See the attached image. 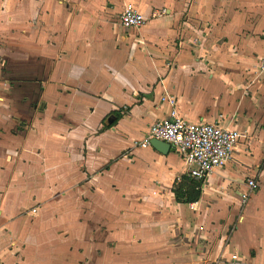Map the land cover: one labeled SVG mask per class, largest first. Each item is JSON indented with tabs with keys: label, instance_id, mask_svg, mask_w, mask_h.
<instances>
[{
	"label": "crops",
	"instance_id": "crops-1",
	"mask_svg": "<svg viewBox=\"0 0 264 264\" xmlns=\"http://www.w3.org/2000/svg\"><path fill=\"white\" fill-rule=\"evenodd\" d=\"M262 56L264 0H0V264H264ZM170 96L237 129L224 168L135 145Z\"/></svg>",
	"mask_w": 264,
	"mask_h": 264
},
{
	"label": "built area",
	"instance_id": "built-area-1",
	"mask_svg": "<svg viewBox=\"0 0 264 264\" xmlns=\"http://www.w3.org/2000/svg\"><path fill=\"white\" fill-rule=\"evenodd\" d=\"M118 21L124 28H130L142 25L145 18L127 6L120 13ZM252 71L257 77L264 76V56L252 65ZM167 101L171 106L168 118L150 124L144 136L135 145L150 146L151 139L169 144L188 167V175L197 180L203 179L214 169L224 168L231 160L239 138L237 129L215 123L190 122L177 113L171 96ZM246 186L247 191L240 196L242 203L257 189L258 184L249 179ZM230 260L232 264H245L236 255H232Z\"/></svg>",
	"mask_w": 264,
	"mask_h": 264
},
{
	"label": "trees",
	"instance_id": "trees-1",
	"mask_svg": "<svg viewBox=\"0 0 264 264\" xmlns=\"http://www.w3.org/2000/svg\"><path fill=\"white\" fill-rule=\"evenodd\" d=\"M200 188L201 181L188 180L182 177L177 188L174 190L175 199L178 201L195 202L199 198Z\"/></svg>",
	"mask_w": 264,
	"mask_h": 264
},
{
	"label": "water",
	"instance_id": "water-1",
	"mask_svg": "<svg viewBox=\"0 0 264 264\" xmlns=\"http://www.w3.org/2000/svg\"><path fill=\"white\" fill-rule=\"evenodd\" d=\"M150 146L162 154H166L170 150L169 144L155 139L150 140Z\"/></svg>",
	"mask_w": 264,
	"mask_h": 264
},
{
	"label": "rangeland",
	"instance_id": "rangeland-1",
	"mask_svg": "<svg viewBox=\"0 0 264 264\" xmlns=\"http://www.w3.org/2000/svg\"><path fill=\"white\" fill-rule=\"evenodd\" d=\"M262 185L264 186V183H262ZM259 190V189H258ZM257 190V191H258ZM257 191H255V192H257ZM254 195V193L252 194V196ZM263 196L261 197V200L259 201V204H260V209H259V213L257 214V215H260L261 217H264V201H262L263 200ZM242 205H244V203H241V206ZM259 216V217H260ZM254 221L256 222V220L254 219ZM235 222H236V218H235Z\"/></svg>",
	"mask_w": 264,
	"mask_h": 264
}]
</instances>
